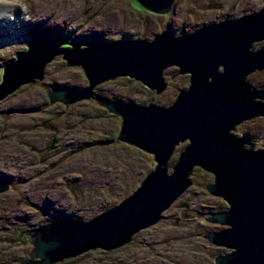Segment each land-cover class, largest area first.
Listing matches in <instances>:
<instances>
[{"label": "water", "instance_id": "water-1", "mask_svg": "<svg viewBox=\"0 0 264 264\" xmlns=\"http://www.w3.org/2000/svg\"><path fill=\"white\" fill-rule=\"evenodd\" d=\"M136 1L151 12L168 14L177 0ZM261 39L264 8L255 19H228L177 36L163 30L152 40L82 43L53 36L30 43L4 67L0 100L22 85L42 79L45 66L61 55L67 61L65 66L81 67L89 83L82 88L48 91L50 103L96 100L121 118L116 142L125 141L152 154L155 167L132 194L89 220L59 217L18 230L20 236L28 234L33 244L31 259L18 262L54 264L90 250L110 251L130 243L139 231L160 222L193 184L196 167H201L214 175L207 191L229 206L208 218L222 228L208 231L204 237L226 250L214 263L264 264V153L246 152L233 137L216 134L233 115L245 118L264 113L263 105L228 98L238 91L241 76L264 68V56H246L249 45ZM170 66L178 67L180 74H191L189 87L170 106L139 105L94 91L99 84L127 76L162 93L169 85L165 71ZM187 140L170 169L177 146ZM9 189L8 183L0 181V193Z\"/></svg>", "mask_w": 264, "mask_h": 264}, {"label": "rangeland", "instance_id": "rangeland-1", "mask_svg": "<svg viewBox=\"0 0 264 264\" xmlns=\"http://www.w3.org/2000/svg\"><path fill=\"white\" fill-rule=\"evenodd\" d=\"M222 1L226 3L177 0L172 13L161 15L136 0H19L34 23L21 28L25 34L16 40L14 50L0 55V83L4 67L35 40L53 36L82 43L152 39L163 30L177 36L219 14L224 10ZM243 3L239 7L247 5ZM211 4L218 6L212 10ZM49 10L52 14H47ZM113 10L119 15L115 25L109 24ZM65 65L67 61L56 56L45 66L42 79L26 83L0 100V181L10 185L0 193V264L31 259L30 237L20 236L18 230L59 217L89 220L132 194L155 167L151 154L125 141L116 142L121 118L96 100L50 103L48 91L82 88L89 83L81 67ZM173 79L175 85L162 95L127 76L99 84L94 91L139 105L168 106L185 84L189 86L184 77ZM186 145L177 146L170 169ZM194 185L201 187L198 180ZM190 190L189 202L198 194L205 196L193 185ZM200 208L172 205L157 225L139 231L122 247L90 250L54 264H214L215 256L226 250L202 239L205 231L218 228L197 219L198 213L204 216V206Z\"/></svg>", "mask_w": 264, "mask_h": 264}, {"label": "flooded vegetation", "instance_id": "flooded-vegetation-1", "mask_svg": "<svg viewBox=\"0 0 264 264\" xmlns=\"http://www.w3.org/2000/svg\"><path fill=\"white\" fill-rule=\"evenodd\" d=\"M225 1H226L225 4L222 1L224 10H222L219 14H214V16L211 17V20L209 19L208 21L204 23H201V24L197 23L195 27H193L189 31L188 30L184 31L182 34L191 33L201 28L204 25L211 24V23H218V22L228 20V19L230 20L240 19L242 17H250L251 19H255L259 17V13L264 8V0H225ZM241 2H244L243 5L244 4H247V5L244 7H239L241 6ZM175 4L176 3H174L172 10L169 13H172L174 11ZM233 5H237V6H233ZM217 6L218 4H211V9L215 10ZM230 6L234 7L232 11L229 9ZM161 15H167V14H161ZM157 35L158 34H156L154 38ZM246 51H247L246 56H248L249 54L253 56H264V39L256 40L252 42L249 45L248 50ZM241 52H242V55H244L242 49H241ZM220 71H224V68L222 66L220 67ZM178 73H179V68L176 66H170L166 69L165 76L169 82L168 88L175 85V81L173 77L176 79L177 75L184 77L186 81L188 80L189 85H190L191 74L190 73H183V74L179 73L178 74ZM262 73L264 74V68L255 69L251 71L250 73H247L246 75L241 76L240 80L238 79L239 80L238 91L234 95H229L228 98H230L233 102L245 101L250 104L264 106V76L262 75ZM144 87L147 88V90L154 92V94H158V95H162L166 91L165 90L162 93H157L155 90H151L146 86ZM188 87L189 86L188 85L186 86L185 84V87L181 88L180 92L182 90L187 89ZM216 134H218L221 137H229V136L233 137L236 143L239 144L246 152H251L254 155H259L260 152L264 153V113L250 116V117H245V118H240V117H237L236 115H233L231 121L227 124V126L220 127L219 131ZM185 142L187 144L189 143L188 140ZM193 176H194V179H196V181H194L195 184L197 183V180H198L199 185H201V187L198 188L196 185H194V182H193L192 184L193 188L196 189V191L198 189H201L200 193H203V194L205 193V196L202 194H198L195 198H192V202H189L190 200H189L188 194L192 191L190 190V187H189V189L175 201L174 205L178 204V206H180L181 208H185L188 210L190 209L199 210V211H201L200 206H204V210L202 211L204 216H201V214L198 213L199 217H197V219H200V221L204 225L212 226L213 224L208 221V218L213 213L226 210L229 206L225 200H223L222 198L216 197L214 195H211L207 191L206 186L209 183H211L214 179V175L212 173L206 171L205 169L201 167H196ZM219 204H222V206L217 207L219 206ZM213 226L216 228H222L221 226L215 225V224ZM211 230H214V229L205 231L202 234L203 236L202 239L209 242L204 237V234H206L208 231H211ZM29 255H31V253Z\"/></svg>", "mask_w": 264, "mask_h": 264}, {"label": "bare ground", "instance_id": "bare-ground-1", "mask_svg": "<svg viewBox=\"0 0 264 264\" xmlns=\"http://www.w3.org/2000/svg\"><path fill=\"white\" fill-rule=\"evenodd\" d=\"M43 7L47 9L48 5L43 4ZM41 10L44 9L42 8ZM41 10H38V13ZM47 14H52V11L49 10ZM116 22L119 23V15L117 13V10H113L112 13L110 14L109 24L115 25ZM31 23H34V21L30 22L29 11L28 10L25 11L23 9V7L19 3V0H0V55L1 56L15 49L14 44H16V40L20 36H24L25 34L23 29L21 28L28 26ZM165 213L164 215H166Z\"/></svg>", "mask_w": 264, "mask_h": 264}]
</instances>
